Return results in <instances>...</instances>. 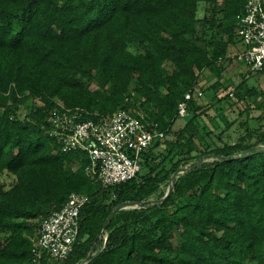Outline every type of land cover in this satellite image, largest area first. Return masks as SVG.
Segmentation results:
<instances>
[{
  "label": "trees",
  "instance_id": "1",
  "mask_svg": "<svg viewBox=\"0 0 264 264\" xmlns=\"http://www.w3.org/2000/svg\"><path fill=\"white\" fill-rule=\"evenodd\" d=\"M244 3L0 0V177L14 176L0 181V264H45L33 261L36 226L72 192L89 201L60 264H264V88L246 73L235 84L244 111L260 115L233 142L223 138L232 122L208 123L213 103L197 92L209 70L216 80L202 92L231 101L218 91L229 49L242 44ZM187 91L189 113L175 126ZM58 102L83 119L128 109L166 135L136 177L104 185L87 173L86 150L64 151L49 133ZM168 181L171 191L150 202Z\"/></svg>",
  "mask_w": 264,
  "mask_h": 264
},
{
  "label": "built area",
  "instance_id": "2",
  "mask_svg": "<svg viewBox=\"0 0 264 264\" xmlns=\"http://www.w3.org/2000/svg\"><path fill=\"white\" fill-rule=\"evenodd\" d=\"M237 19L236 33L243 44L240 56L250 76L264 68V0H245ZM191 98L192 91H187L179 102L178 117L188 115ZM82 115V109L58 102L48 118L49 133L60 139L64 151L86 150L90 156L87 173L104 185L136 177L142 168V154L166 135L157 122L146 123L128 109L98 119H83ZM88 201L89 195L72 192L61 208L41 222L34 238L33 261L45 259V264H60L67 258L79 234L81 208Z\"/></svg>",
  "mask_w": 264,
  "mask_h": 264
},
{
  "label": "rangeland",
  "instance_id": "3",
  "mask_svg": "<svg viewBox=\"0 0 264 264\" xmlns=\"http://www.w3.org/2000/svg\"><path fill=\"white\" fill-rule=\"evenodd\" d=\"M205 9V5L201 6L200 13ZM243 49V45L238 42L236 45L231 46L228 52V57L230 61L226 65L225 71L223 73V86L219 87L218 93L226 94L230 93V100L218 101L215 97V92H213L212 88H208L205 92H202L203 88H207L212 84L215 80V74L210 72L209 70H205L203 72L202 78V87L199 86L200 99L201 103L212 102L213 106L211 107L209 113L204 116L205 120L209 121L212 126L214 124H221L225 126L228 122H232V125L223 133L224 141L233 142L238 139V137L245 132L244 127L242 126V122L245 120H249V122L254 126L257 125L256 116L260 115V112L256 109H251L250 112L244 111V102L239 101L235 94H233V89L235 84H237L245 75L246 70L245 66L240 57V53ZM247 75V73H246ZM248 84L254 85L257 88H264V74L263 73H255L250 76H247ZM225 85L228 87L226 88ZM198 90V89H197ZM185 122L184 118H178L175 126H180ZM0 181L4 182L7 186H10L14 181V176L9 174H3L0 177ZM173 187V184L168 181L161 185V188L158 192L153 194L150 198V202H156L161 199L163 192L167 194ZM136 204H127L126 208L134 207ZM31 222H37V220H30ZM41 222L38 226H36V234L39 232ZM7 232L0 231V238H3ZM106 237V236H105Z\"/></svg>",
  "mask_w": 264,
  "mask_h": 264
},
{
  "label": "water",
  "instance_id": "4",
  "mask_svg": "<svg viewBox=\"0 0 264 264\" xmlns=\"http://www.w3.org/2000/svg\"><path fill=\"white\" fill-rule=\"evenodd\" d=\"M185 170H186V167H180L177 171L174 172L173 177L175 178V177L178 175V173L183 172V171H185ZM170 191H171V190H170ZM170 191H169V192H170ZM169 192H168V193H169ZM168 193H167V194H168ZM110 217H111V216H110ZM110 217H109V218H110ZM92 254H93V250L90 251V253H89V255H88V258H90Z\"/></svg>",
  "mask_w": 264,
  "mask_h": 264
}]
</instances>
